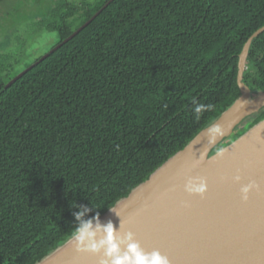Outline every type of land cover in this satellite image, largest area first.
Returning <instances> with one entry per match:
<instances>
[{"label":"trees","instance_id":"obj_1","mask_svg":"<svg viewBox=\"0 0 264 264\" xmlns=\"http://www.w3.org/2000/svg\"><path fill=\"white\" fill-rule=\"evenodd\" d=\"M5 1L10 22L28 19L30 0ZM109 1L51 0L34 16L56 35L50 50L21 71V48L0 55V264L40 262L71 238L72 206L101 217L240 96L239 56L264 27V0H114L41 61ZM246 66L244 83L264 91V32ZM196 104L212 107L197 119Z\"/></svg>","mask_w":264,"mask_h":264},{"label":"water","instance_id":"obj_2","mask_svg":"<svg viewBox=\"0 0 264 264\" xmlns=\"http://www.w3.org/2000/svg\"><path fill=\"white\" fill-rule=\"evenodd\" d=\"M263 32L264 27L247 41L239 56L238 99L148 181L119 200L112 207L119 217L108 210L100 217L101 223L111 221L118 229L122 222V232H133L144 251H158L169 264H264V120L212 154L247 119L264 111V91L253 92L243 81L252 44ZM217 126L222 134L212 139L209 129ZM193 180L206 182L204 193L185 190ZM249 183L255 186L244 200L241 188ZM100 259L97 254L78 252L69 238L37 264H99Z\"/></svg>","mask_w":264,"mask_h":264},{"label":"clouds","instance_id":"obj_3","mask_svg":"<svg viewBox=\"0 0 264 264\" xmlns=\"http://www.w3.org/2000/svg\"><path fill=\"white\" fill-rule=\"evenodd\" d=\"M211 105L196 104L194 112L196 118L200 114L210 110ZM212 139L216 134H222L217 126L209 129ZM240 177H236L239 182ZM255 185L249 183L241 188L242 199L247 200L248 194ZM185 190L190 194H202L206 190V182L203 180H193L185 185ZM78 211L74 213L75 228L71 233L73 246L78 252H86L101 256L99 264H169L167 257L162 256L158 251L146 252L136 242L134 233L131 231L122 232V222L117 229L111 221L101 223L99 213L90 215L93 207L72 206ZM119 217L114 208L109 209Z\"/></svg>","mask_w":264,"mask_h":264},{"label":"rangeland","instance_id":"obj_4","mask_svg":"<svg viewBox=\"0 0 264 264\" xmlns=\"http://www.w3.org/2000/svg\"><path fill=\"white\" fill-rule=\"evenodd\" d=\"M42 1L43 5L42 3L38 4L37 0H30L26 7H21L20 11H26L27 15L29 16L27 20L22 19L21 16H17L18 18L16 21L12 23L10 22L11 18L8 13L9 10L3 11L4 15L3 12L0 13V55L6 54L8 51L9 53L13 52L18 54L17 52L21 48L20 58L22 59V62L18 67L19 71L24 70V68L31 62H34L37 58L47 53L56 40L55 34L44 31L40 32L36 26V24L40 21V17L36 18L34 16L51 2V0ZM71 1L79 2L80 0ZM9 2L17 3L18 0H7L5 1V4H8ZM6 37H8L11 42L13 41V43H11L13 45H11L10 48L5 46V42L7 41ZM259 114L247 119L235 131V133L244 129L247 124L254 121Z\"/></svg>","mask_w":264,"mask_h":264},{"label":"bare ground","instance_id":"obj_5","mask_svg":"<svg viewBox=\"0 0 264 264\" xmlns=\"http://www.w3.org/2000/svg\"><path fill=\"white\" fill-rule=\"evenodd\" d=\"M69 21V20H68Z\"/></svg>","mask_w":264,"mask_h":264},{"label":"flooded vegetation","instance_id":"obj_6","mask_svg":"<svg viewBox=\"0 0 264 264\" xmlns=\"http://www.w3.org/2000/svg\"><path fill=\"white\" fill-rule=\"evenodd\" d=\"M235 133V132H234Z\"/></svg>","mask_w":264,"mask_h":264}]
</instances>
